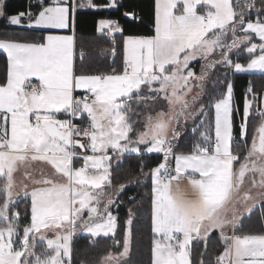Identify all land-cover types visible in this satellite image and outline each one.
I'll return each mask as SVG.
<instances>
[{"label":"snow or ice","instance_id":"1","mask_svg":"<svg viewBox=\"0 0 264 264\" xmlns=\"http://www.w3.org/2000/svg\"><path fill=\"white\" fill-rule=\"evenodd\" d=\"M122 7L0 0V264H144L142 210L148 264H264V79L234 104L236 75L264 74V0H154L144 34L79 32Z\"/></svg>","mask_w":264,"mask_h":264},{"label":"trees","instance_id":"2","mask_svg":"<svg viewBox=\"0 0 264 264\" xmlns=\"http://www.w3.org/2000/svg\"><path fill=\"white\" fill-rule=\"evenodd\" d=\"M27 0H8V10L10 12L16 11L18 9H22L26 4ZM102 3L103 0H100ZM120 4H123L124 7L117 9H100L99 11L92 13L89 12L87 15H81L79 17V32L84 35L88 39L94 38V21L99 18H110V19H118L121 26L124 29V33L127 34H144L147 29V23L149 15L152 11V6L154 0H119ZM125 10L134 11L138 17L143 18V22L141 19H133L123 17L122 13ZM24 33H21L23 35ZM106 46V45H105ZM5 56L0 54V76L4 73L5 68ZM264 79V74L253 73L249 74H237L234 78V104L242 107L243 103V94L245 88L247 87L249 81L251 80L253 84L257 87V91H260L261 80ZM237 123H239V118H237ZM181 147H185V141H181ZM155 161V155L153 154L152 160L149 161L147 157H145V163H150ZM138 161L132 160V166L134 167ZM128 162L126 161L124 164V168H128ZM128 177L124 174L117 179V183L124 182ZM145 189L144 188H136L127 193V195H136L140 193L143 195ZM131 206V205H126ZM20 210L21 206L19 205ZM126 207H122L120 211L121 217L125 215ZM23 212V211H21ZM134 234L136 238V252L134 255V259L143 261L144 264H148L150 257V225L148 222V216L145 211H141L139 219L134 225ZM86 241L84 239H79L77 241V247L83 248L85 246Z\"/></svg>","mask_w":264,"mask_h":264},{"label":"rangeland","instance_id":"3","mask_svg":"<svg viewBox=\"0 0 264 264\" xmlns=\"http://www.w3.org/2000/svg\"><path fill=\"white\" fill-rule=\"evenodd\" d=\"M20 206H21V211H23V203H21Z\"/></svg>","mask_w":264,"mask_h":264},{"label":"built area","instance_id":"4","mask_svg":"<svg viewBox=\"0 0 264 264\" xmlns=\"http://www.w3.org/2000/svg\"><path fill=\"white\" fill-rule=\"evenodd\" d=\"M127 18H131V17H127Z\"/></svg>","mask_w":264,"mask_h":264}]
</instances>
